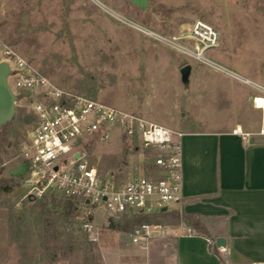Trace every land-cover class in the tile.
I'll list each match as a JSON object with an SVG mask.
<instances>
[{
    "label": "rangeland",
    "instance_id": "rangeland-1",
    "mask_svg": "<svg viewBox=\"0 0 264 264\" xmlns=\"http://www.w3.org/2000/svg\"><path fill=\"white\" fill-rule=\"evenodd\" d=\"M147 1L141 9L127 0H0V52L7 47L62 89L174 130H227L236 124L262 130L264 111L247 98L264 93L232 73L264 86V0ZM196 19L218 31L216 46L204 55L225 69L178 50L192 48L185 37ZM184 64L191 66L186 86L178 71ZM14 91V116L0 127V264H20L24 257L29 264H104L101 243H120L127 233L110 226L101 204L94 210L100 236L93 243L80 229L76 203L61 218L55 200L44 218L42 196L25 197L21 150L35 123L31 102L38 98L29 90ZM81 146L100 176L120 182L149 164L147 151L115 136L93 137Z\"/></svg>",
    "mask_w": 264,
    "mask_h": 264
},
{
    "label": "built area",
    "instance_id": "built-area-1",
    "mask_svg": "<svg viewBox=\"0 0 264 264\" xmlns=\"http://www.w3.org/2000/svg\"><path fill=\"white\" fill-rule=\"evenodd\" d=\"M140 30L163 42L173 43L150 30ZM185 38L192 41V48L178 45V50L184 55L215 69H225L204 55L218 42V31L212 25L196 19ZM0 54L10 67L7 80L11 89L29 90L38 98L31 102L35 123L29 132L28 142L21 150V162L26 166L23 180L25 197L37 198L46 193H56L76 199L80 229L87 241L93 243H97L100 236V228L93 220L94 210L99 204L109 216L116 217L152 215L163 207L167 210L169 205L181 202V131L82 93L62 89L7 47ZM232 76L264 93L263 85L235 73ZM238 131L246 137V133L239 128ZM111 136L122 139L136 151H147L149 164L145 172L123 182L112 175L98 174L96 165L86 159L81 144L93 137L108 141ZM178 213L181 214L180 209ZM167 234L166 226L143 222L135 225L128 232V237L134 245L145 248L151 239ZM172 234L196 235L189 226L182 225L175 227Z\"/></svg>",
    "mask_w": 264,
    "mask_h": 264
},
{
    "label": "crops",
    "instance_id": "crops-1",
    "mask_svg": "<svg viewBox=\"0 0 264 264\" xmlns=\"http://www.w3.org/2000/svg\"><path fill=\"white\" fill-rule=\"evenodd\" d=\"M260 77L264 82V76ZM257 96L263 99L262 107L254 105ZM247 99L257 111H264V96L254 94ZM261 129L263 133L236 124L227 130H179L183 133L182 200L161 210L164 215H148L152 223L166 226L168 234L151 239L141 248L121 230L127 233L125 241L101 243L104 264L264 262V123ZM137 171L140 174L145 169ZM179 209L181 214L197 216L205 234H172L177 226L191 227L182 221L181 214L179 218L168 214ZM123 216L135 215L115 219ZM218 236L224 238V247L215 246Z\"/></svg>",
    "mask_w": 264,
    "mask_h": 264
},
{
    "label": "trees",
    "instance_id": "trees-1",
    "mask_svg": "<svg viewBox=\"0 0 264 264\" xmlns=\"http://www.w3.org/2000/svg\"><path fill=\"white\" fill-rule=\"evenodd\" d=\"M42 198L44 199V202L42 204V206L44 207L43 210L41 211L42 214H44L43 216H45L44 218H47L45 214L51 212L50 210V205L52 203H54L55 200L56 201V206L60 212V210L62 211V217H68L69 213H71L72 209H73V205L74 203H76V199L73 198H69V197H61L58 199H55V197L52 194H44L42 196ZM28 201H36V198L30 197L27 199ZM159 216L164 215V212H160L158 213ZM169 215H171L174 218H179V213L178 211H171L168 213ZM182 217V221H184L186 224L190 225L191 229L196 233V234H205L202 230H200V228H202V225L198 219L197 216H193V215H187L182 213L181 214ZM153 218H151V216L149 217L148 215H135V216H131L129 218L126 217H119L116 218L112 216L110 217V226L112 227H116L119 230L122 231H126L129 232L135 225L143 223V222H150L152 221ZM41 220V219H40ZM45 220V219H44ZM18 221V220H17ZM43 221V220H42ZM92 244V243H89ZM70 245H68L69 247ZM49 249V247H47ZM47 249H45L46 251ZM25 254V253H24ZM40 252L36 254L35 252V258H37L36 256L39 257ZM85 257L87 260V263H92L93 259H91V250L87 249L85 252ZM20 264H29L28 260H26V258H22V261H20Z\"/></svg>",
    "mask_w": 264,
    "mask_h": 264
},
{
    "label": "water",
    "instance_id": "water-1",
    "mask_svg": "<svg viewBox=\"0 0 264 264\" xmlns=\"http://www.w3.org/2000/svg\"><path fill=\"white\" fill-rule=\"evenodd\" d=\"M131 4L139 7L141 9H146L148 7L147 0H127ZM190 71V65H184L179 69L180 78L183 85L187 84L188 74ZM10 73V67L7 61L0 60V127L9 122L15 113V102L17 99L16 93L11 89L8 84L7 76ZM251 98V97H250ZM76 153L75 156H77ZM165 208L163 207L162 210ZM216 247H224V238L218 236L214 240Z\"/></svg>",
    "mask_w": 264,
    "mask_h": 264
},
{
    "label": "bare ground",
    "instance_id": "bare-ground-1",
    "mask_svg": "<svg viewBox=\"0 0 264 264\" xmlns=\"http://www.w3.org/2000/svg\"><path fill=\"white\" fill-rule=\"evenodd\" d=\"M255 102V106L257 107H262L263 105V99L260 96H257L255 100H253Z\"/></svg>",
    "mask_w": 264,
    "mask_h": 264
},
{
    "label": "flooded vegetation",
    "instance_id": "flooded-vegetation-1",
    "mask_svg": "<svg viewBox=\"0 0 264 264\" xmlns=\"http://www.w3.org/2000/svg\"><path fill=\"white\" fill-rule=\"evenodd\" d=\"M184 65H187V64H184ZM184 65H182V66H184ZM188 65H189V64H188ZM182 66H181V67H182ZM181 67H180V68H181ZM180 68H179V69H180ZM179 69H178V71H179ZM190 71H191V66H190ZM190 71H189L188 77H189V75H190ZM179 76H180V73H179ZM180 80H181V78H180ZM181 82H182V81H181ZM187 83H188V81H187ZM186 85H187V84H186ZM186 85H185V86H186Z\"/></svg>",
    "mask_w": 264,
    "mask_h": 264
}]
</instances>
